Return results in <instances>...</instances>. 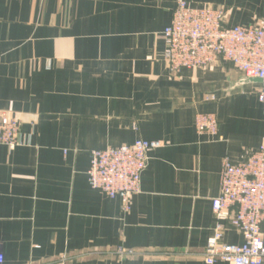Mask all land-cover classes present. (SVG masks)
Segmentation results:
<instances>
[{
	"label": "crops",
	"instance_id": "crops-1",
	"mask_svg": "<svg viewBox=\"0 0 264 264\" xmlns=\"http://www.w3.org/2000/svg\"><path fill=\"white\" fill-rule=\"evenodd\" d=\"M186 1L223 7L229 26H264V0ZM174 7L0 0V111L24 141L0 144L3 264H207L222 160L264 138L260 81L225 61L171 74L161 33ZM207 113L215 136L196 131ZM137 139L160 146L125 213L88 185L89 153ZM223 242L243 239L227 229ZM118 247L133 254L119 257Z\"/></svg>",
	"mask_w": 264,
	"mask_h": 264
},
{
	"label": "built area",
	"instance_id": "built-area-1",
	"mask_svg": "<svg viewBox=\"0 0 264 264\" xmlns=\"http://www.w3.org/2000/svg\"><path fill=\"white\" fill-rule=\"evenodd\" d=\"M225 15L223 7H191L186 0H175L171 21L161 33L166 67L176 75L183 68L228 62L244 77L259 79L258 98L264 114V26H229L224 23ZM195 128L210 136L218 133L213 114L196 115ZM0 144L10 150L24 144L19 122L4 111H0ZM159 146L158 141L137 139L90 151L88 185L108 198H117L122 211L128 212L131 198L139 192L148 153ZM211 209L217 222L202 252L205 263L263 264L264 138L258 148L246 149L237 161L223 158L219 191L211 199ZM227 229L239 233L243 243L223 242ZM116 254L121 257L133 251L118 247Z\"/></svg>",
	"mask_w": 264,
	"mask_h": 264
}]
</instances>
